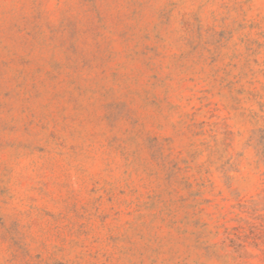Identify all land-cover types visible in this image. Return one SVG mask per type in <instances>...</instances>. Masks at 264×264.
Instances as JSON below:
<instances>
[{
    "label": "clouds",
    "instance_id": "9594fccd",
    "mask_svg": "<svg viewBox=\"0 0 264 264\" xmlns=\"http://www.w3.org/2000/svg\"><path fill=\"white\" fill-rule=\"evenodd\" d=\"M0 264H264V0H0Z\"/></svg>",
    "mask_w": 264,
    "mask_h": 264
}]
</instances>
